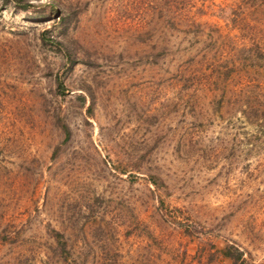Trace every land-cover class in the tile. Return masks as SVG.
<instances>
[{
    "label": "rangeland",
    "instance_id": "1",
    "mask_svg": "<svg viewBox=\"0 0 264 264\" xmlns=\"http://www.w3.org/2000/svg\"><path fill=\"white\" fill-rule=\"evenodd\" d=\"M52 1L0 0V264H264V0Z\"/></svg>",
    "mask_w": 264,
    "mask_h": 264
},
{
    "label": "trees",
    "instance_id": "2",
    "mask_svg": "<svg viewBox=\"0 0 264 264\" xmlns=\"http://www.w3.org/2000/svg\"><path fill=\"white\" fill-rule=\"evenodd\" d=\"M3 2L7 0H2ZM16 5L21 7L22 9H26L27 7L33 8L34 16L33 17H44L47 16L51 11H59L58 16L56 18V23H65L67 19L66 13L60 14V8L58 4L52 0H14ZM48 31L47 28H44L40 30L38 39L40 43L44 44L45 39L43 37L44 33ZM54 38H51L50 41H52L53 47L57 49L58 52L62 54L64 57V60L67 62V65L70 66L76 61V56L74 55V51L70 44L66 41H64L61 38H58L57 36H53ZM54 43H58L61 45V48L58 46H55ZM51 45V44H50ZM252 48L250 46L247 47H242L240 48V51L242 53L244 52H249L251 53ZM259 57L260 59L264 60L263 54L258 51L257 53L254 54V56ZM249 57V54L247 55ZM257 60V58H255ZM255 64V62H253ZM262 66L264 68V63H262ZM183 74V73H182ZM184 75V74H183ZM188 74L184 77H188ZM55 80V87L56 91L58 93H63L64 92V86L60 80H58V77H54ZM239 112L242 113V115L246 118L247 121H254L259 123L260 125H264V107L259 108L252 105L251 102H243V104L239 105ZM55 120L57 121L60 129L64 133V138H67L69 136V128L66 124V122L63 120V118L60 116L59 113H55ZM57 147V145L55 146ZM186 232H189V229L187 226L183 227ZM59 233V240L53 239L54 246L52 247L51 243L46 246V250L50 252V254H56L57 256H60V259L63 264H85V260H79L74 256V251L73 247L69 245L66 241V237L63 232L57 231ZM19 236V229H9L5 225V223L0 226V240L5 241L6 239L9 238L10 241L16 242ZM210 245L213 247V243L209 242ZM233 250H231V248ZM220 252V255L226 256L231 259V264H235V261L243 262L244 258L241 257V252L238 250L236 247H232L229 245L224 246L221 249H218ZM235 251V254H234ZM215 255L214 254H209V259H214ZM19 258V257H18ZM17 258V259H18ZM19 261V259H18ZM54 260H52V256L47 254L45 258L42 260V264H54ZM2 264V263H1Z\"/></svg>",
    "mask_w": 264,
    "mask_h": 264
}]
</instances>
